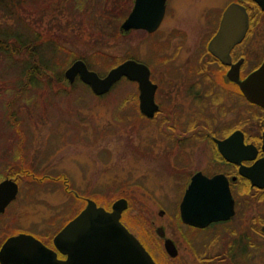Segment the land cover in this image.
<instances>
[{
  "label": "rangeland",
  "instance_id": "374dc122",
  "mask_svg": "<svg viewBox=\"0 0 264 264\" xmlns=\"http://www.w3.org/2000/svg\"><path fill=\"white\" fill-rule=\"evenodd\" d=\"M229 1L166 0L165 16L158 30L151 34L139 29L120 30L134 0H121L124 17L118 21L115 15L110 16L111 20L99 14L96 20L77 17L59 8L58 0H40L33 6L36 11L27 19L40 34L41 41L53 47H67L77 57L70 62L65 54L59 55L55 70L44 71L36 88L25 85L23 77V86L28 90L24 93H17L21 74L16 71V65L27 54L14 57L18 58L15 71L12 66L6 67V59L0 58V105L3 98H19L16 103L24 119L22 124L18 123L19 128L3 130L1 123L5 114L1 118L0 108V155L11 164L9 170L1 172H13L19 185L15 200L0 214V241L15 233L29 232L48 235L47 243H51L60 227L85 207L86 202L80 197L92 198L107 210L115 200L125 198L127 208L122 211L121 221L138 237L141 231L145 233L146 216L156 226L162 225L158 212L164 209L162 221L169 231V208L178 202L186 170L202 168L208 155L206 145L199 141L192 147L184 146L176 154V144L165 135L170 132L168 122L161 127L157 125L152 119L155 112L150 119L135 116V84L118 82L119 79L97 99L76 80L78 76L69 83L64 71L76 59L85 62L93 47L102 49L106 55L85 63L100 76L114 67L111 65L118 60L114 57L122 61L132 57L149 67L154 80L163 75L166 85L162 91L167 97L162 108L163 118L171 103L172 70L165 71L166 65L160 73L162 62L158 57L168 58V64L174 67L181 66L186 78L187 64L199 52L200 36L212 29L213 11H219ZM207 11L211 13L208 19ZM93 21L95 26L91 24ZM98 28L105 35L99 34ZM108 32L114 36H108ZM167 117L170 119V115ZM18 148L21 152L14 156ZM209 155H212L211 149ZM26 168L33 172L34 180L27 173H16ZM66 184L78 196L67 194ZM161 247L154 249L149 244L147 247L159 264H203V258L194 256L189 249L183 247L182 257L172 260ZM204 260L211 261L204 264H220L217 258Z\"/></svg>",
  "mask_w": 264,
  "mask_h": 264
},
{
  "label": "flooded vegetation",
  "instance_id": "af4514ba",
  "mask_svg": "<svg viewBox=\"0 0 264 264\" xmlns=\"http://www.w3.org/2000/svg\"><path fill=\"white\" fill-rule=\"evenodd\" d=\"M230 3L243 7L248 25L243 35L231 46V41L236 38L232 33L241 31H231L228 37L219 40L217 49L222 54L219 57L211 53L208 46L219 30L223 11ZM206 16L208 19L211 13L207 11ZM212 16H215L212 29L200 36L199 52L195 54L193 62H188L186 78L181 73V66L174 67L168 64V58L156 56L162 62L160 73L166 65L165 71L168 68L172 70L171 103L163 118L162 108L167 97L162 89L166 83L162 74L157 81L154 80L145 64L150 72V80L156 81L153 83L156 85L154 102L157 109L152 119L160 127L167 122L170 124L169 135L171 142L176 144V154L184 146L192 147L199 141L204 142L208 154L201 169L186 170L178 202L169 208L168 232L162 221L164 209L158 212L162 225L156 226L155 221L146 216L145 233L141 231L138 237L129 230L156 264L159 263L147 248L148 244L154 249L162 246L166 255V239L171 240L174 247V256L169 255L172 260L182 257L184 247L199 259L203 258V264L210 261L204 260L208 258H217L220 264H264V0H230L219 11H213ZM156 30L141 31L151 34ZM124 81L136 87L133 92L136 96L133 98L135 116L142 120L150 119L139 109L137 82L126 77ZM244 90H247V94ZM128 95L131 97L130 93ZM227 98L230 100L226 101ZM167 115H170V119ZM217 140L228 143L220 149ZM195 176L197 198L201 202L190 205L203 208L207 216H218L202 226L186 223L181 216L183 196ZM201 177L207 180L202 183ZM213 178L216 180L210 181ZM67 187L66 184L67 194L78 196ZM80 198L85 201L87 197ZM30 235L56 251L53 239L47 243L48 235ZM3 241L5 238L0 246ZM211 252L213 255H210ZM56 257L64 260L66 256L56 251Z\"/></svg>",
  "mask_w": 264,
  "mask_h": 264
},
{
  "label": "water",
  "instance_id": "95a60500",
  "mask_svg": "<svg viewBox=\"0 0 264 264\" xmlns=\"http://www.w3.org/2000/svg\"><path fill=\"white\" fill-rule=\"evenodd\" d=\"M165 8V0H134L132 10L120 24V30L139 29L153 32L162 21ZM247 25L243 7L230 3L223 11L219 30L209 43V51L221 57L222 54L217 49L219 40L228 37L234 30L241 31L232 33L236 38L231 41V46L240 35H243ZM149 75L148 67L134 59L120 62L103 76L90 70L83 59L74 60L64 71V78L69 83L78 76L95 95L105 94L122 77L136 81L139 90V109L141 113L151 117L157 105L154 102L156 85L150 80ZM244 91L247 94V90ZM227 143L217 140L220 149ZM197 176L185 192L180 207L184 222L202 226L218 216L212 214L207 216L203 208H194L190 205L201 202L197 198L198 191L195 186ZM205 180H207L205 177H201L202 183ZM215 180L216 178L210 179L212 182ZM18 189L17 182L11 178L0 181V213H3L7 205L16 198ZM126 208L125 198L115 200L110 210L97 205L93 199H86L85 207L53 238L56 250L66 256L64 260L58 259L54 250L34 236L18 233L9 236L1 245L0 264H156L140 241L121 222L122 211ZM164 247L170 256H174L171 240L166 239Z\"/></svg>",
  "mask_w": 264,
  "mask_h": 264
},
{
  "label": "trees",
  "instance_id": "16d2710c",
  "mask_svg": "<svg viewBox=\"0 0 264 264\" xmlns=\"http://www.w3.org/2000/svg\"><path fill=\"white\" fill-rule=\"evenodd\" d=\"M38 2H40V0H0V58L6 59L8 62L6 67L10 68L12 66L14 70L15 63L18 61V58L16 59L14 57H17L18 54H27V57L22 59V61L16 65V71L21 74L19 75L21 76V81L18 82V89L21 90L17 89V93L19 91H21L19 93L28 91L25 86H23L24 84L30 86L31 88H36V86L38 87L40 84L39 77L42 76L43 72L47 69L50 71L55 70L58 65V60L60 59L59 55L65 54L70 62L73 58L77 57V55L72 56L73 54L67 47L64 48L62 45L53 47L50 46L49 42L41 41L40 34L35 31L27 19L31 13L36 11L34 10L36 8L33 6L37 5ZM58 2L61 3L59 8L68 10V13L77 14V17L80 18L84 16L96 20L98 17L97 14H99L100 17L104 16L105 18H110L111 15H115L118 17L115 20L118 21L124 17L123 10L120 8L122 6L121 0H58ZM43 9L45 10L46 8ZM36 13L40 12L38 11ZM91 24L95 26V21L91 22ZM109 33L111 32H108V34ZM93 34L94 33L90 32V35ZM99 34L105 35L101 29H99ZM108 36L113 37L114 35L109 34ZM104 55L106 54L102 49L93 47L91 55L86 56L85 62L89 61L92 63L93 59L103 57ZM114 59L118 60L114 62L111 67L122 61L120 58L114 57ZM23 77L26 78L23 80L24 84L22 82ZM76 80L79 79L77 78ZM123 80L124 77H122L118 82ZM81 84L85 86L88 93L93 95L95 98L101 99L103 96L94 95L88 85L83 82H81ZM18 100L19 98H13L12 96L8 99L3 98L1 100L2 106L0 105V108L3 110L1 111V118H4L3 114H5V119L1 123V129L5 130L7 127L11 130L14 128L17 129L18 123L22 124L24 122L20 113V107L16 103ZM8 109H11L12 111L7 112ZM165 135L170 139V135L168 133H165ZM20 149L21 148L14 150V156L16 154L18 155V152L20 154ZM10 165V162H7V159H3L0 155V180L6 177H14L13 172H6V174H2L1 172L9 170L8 167ZM2 167H4L3 170ZM21 170L22 171H20V169L16 170V173L25 175L27 173L29 174L30 179L34 180L33 176L30 175L33 174L32 171L27 168ZM14 180L17 181L16 179Z\"/></svg>",
  "mask_w": 264,
  "mask_h": 264
}]
</instances>
